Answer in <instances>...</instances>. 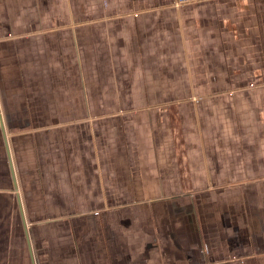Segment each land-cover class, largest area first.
<instances>
[{
  "label": "crops",
  "instance_id": "1",
  "mask_svg": "<svg viewBox=\"0 0 264 264\" xmlns=\"http://www.w3.org/2000/svg\"><path fill=\"white\" fill-rule=\"evenodd\" d=\"M0 264H264V0H0Z\"/></svg>",
  "mask_w": 264,
  "mask_h": 264
}]
</instances>
